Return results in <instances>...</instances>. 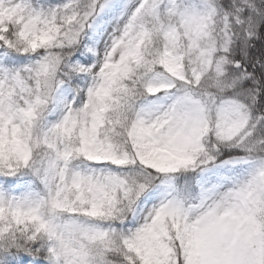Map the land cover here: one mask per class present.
<instances>
[{
    "label": "snow or ice",
    "instance_id": "1",
    "mask_svg": "<svg viewBox=\"0 0 264 264\" xmlns=\"http://www.w3.org/2000/svg\"><path fill=\"white\" fill-rule=\"evenodd\" d=\"M0 264H264V0H0Z\"/></svg>",
    "mask_w": 264,
    "mask_h": 264
}]
</instances>
